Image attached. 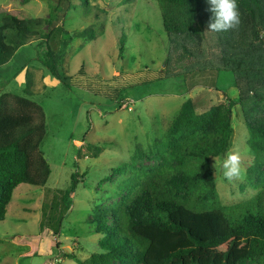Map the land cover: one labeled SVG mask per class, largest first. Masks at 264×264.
<instances>
[{
    "label": "rangeland",
    "instance_id": "1",
    "mask_svg": "<svg viewBox=\"0 0 264 264\" xmlns=\"http://www.w3.org/2000/svg\"><path fill=\"white\" fill-rule=\"evenodd\" d=\"M50 2L0 0V12L18 10L29 17L47 18ZM87 2L71 0L50 26L62 25L69 34L86 30L65 49L60 73L72 78L70 88L43 66V42L21 46L0 67V94L25 97L42 108L45 135L40 151L50 170L44 186L20 184L13 191L0 221V264H76L63 254L85 260L98 252L101 235L92 231L95 211L118 202L129 184L130 161L137 148L161 139L187 99L197 112L225 99L237 103L227 153H240L241 178L229 182L223 177L221 163L227 153L208 157V163L219 203L231 220L245 212L264 215V174H246L260 157L247 144L244 121L249 118L244 111L252 117L258 114L251 101L260 91L253 92L245 79L235 84L231 71L220 70L222 49H229L220 44L217 32L208 30L209 16L205 15L203 40L197 43L163 30L155 0ZM81 66L90 89L76 82ZM241 90L243 100H239ZM73 180L75 190L64 213L60 198ZM239 204L242 207L231 209ZM191 208L204 211L212 206Z\"/></svg>",
    "mask_w": 264,
    "mask_h": 264
},
{
    "label": "trees",
    "instance_id": "2",
    "mask_svg": "<svg viewBox=\"0 0 264 264\" xmlns=\"http://www.w3.org/2000/svg\"><path fill=\"white\" fill-rule=\"evenodd\" d=\"M155 1L167 34L197 43L203 40L205 15L209 19L212 16L207 0ZM237 3L239 27L217 32V36L229 49H222L220 70L231 71L235 84L237 79H245L253 92L260 91L251 101V108L258 114L252 117L244 111L249 116L244 120L247 144L260 157L247 169L250 176L264 174V0ZM70 4L71 0H57L55 4L51 0L47 18L29 17L18 10L0 12V67L21 46L43 42V66L70 88L72 78L60 73L65 49L73 38L85 36L86 30L69 34L62 25L50 27ZM181 48L187 49L185 44ZM83 70L81 66L76 82L90 89ZM240 93L239 100H243L245 95L242 90ZM236 105L225 99L207 111L197 112L191 99L184 101L162 138L154 139L145 149L137 148L130 161L129 184L118 202L95 211L92 231L101 235L99 251L85 260L67 253L63 257L76 264H264V215L245 212L231 220L226 207L219 203L208 163V157H222L230 148L232 109ZM44 135L45 119L39 105L25 97L0 94V221L17 186L45 185L50 170L40 151ZM74 183L60 198L64 213L70 208ZM44 204L41 210L46 212L48 203ZM202 204H210L212 209L191 208ZM238 207L242 206L231 209ZM44 212L43 220L47 217Z\"/></svg>",
    "mask_w": 264,
    "mask_h": 264
},
{
    "label": "clouds",
    "instance_id": "3",
    "mask_svg": "<svg viewBox=\"0 0 264 264\" xmlns=\"http://www.w3.org/2000/svg\"><path fill=\"white\" fill-rule=\"evenodd\" d=\"M212 13L208 30L212 32H224L237 29L241 23L237 0H207ZM215 167V165H214ZM223 177L233 182L241 178L242 157L238 151L229 150L221 163Z\"/></svg>",
    "mask_w": 264,
    "mask_h": 264
}]
</instances>
